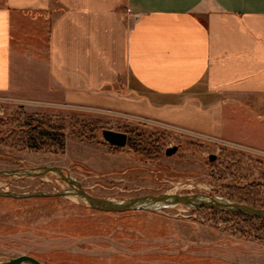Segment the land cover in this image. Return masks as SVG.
Listing matches in <instances>:
<instances>
[{
    "label": "rangeland",
    "instance_id": "obj_1",
    "mask_svg": "<svg viewBox=\"0 0 264 264\" xmlns=\"http://www.w3.org/2000/svg\"><path fill=\"white\" fill-rule=\"evenodd\" d=\"M0 111V170L61 166L90 194L115 201L167 192L264 207V153L225 138L106 108L0 96ZM36 120L62 128L65 147L21 128ZM103 129L126 132L127 145L109 143ZM30 137L41 150L22 143ZM70 188L55 172L0 177V190ZM23 254L42 264H264V219L183 204L110 212L75 195L0 196V262Z\"/></svg>",
    "mask_w": 264,
    "mask_h": 264
},
{
    "label": "crops",
    "instance_id": "obj_2",
    "mask_svg": "<svg viewBox=\"0 0 264 264\" xmlns=\"http://www.w3.org/2000/svg\"><path fill=\"white\" fill-rule=\"evenodd\" d=\"M0 96L264 153V0H0Z\"/></svg>",
    "mask_w": 264,
    "mask_h": 264
},
{
    "label": "water",
    "instance_id": "obj_3",
    "mask_svg": "<svg viewBox=\"0 0 264 264\" xmlns=\"http://www.w3.org/2000/svg\"><path fill=\"white\" fill-rule=\"evenodd\" d=\"M102 134L104 139L113 145L124 147L128 143V134L126 132L116 131L113 129H103ZM176 150L177 146L169 147L167 148L166 153L170 155ZM209 158L210 160H215L216 155L211 154ZM48 172L57 173L61 178L67 181L72 186V188L59 192H16L11 190H0V196L26 198L32 196L75 195L86 201L93 208L110 212H122L130 210L156 208L159 206H174L183 204L194 208L210 207L224 211L239 212L248 216L264 218V207H257L248 203H243L234 200H225L223 198L208 196L206 194H178L166 192L156 195L146 194L123 201L99 198L87 192L78 180L73 178L69 173H65L63 167L56 165L32 167L29 169H2L0 170V177L8 175L38 176ZM22 262L42 264V262L38 258L27 254L10 258L7 261L0 262V264H21Z\"/></svg>",
    "mask_w": 264,
    "mask_h": 264
},
{
    "label": "trees",
    "instance_id": "obj_4",
    "mask_svg": "<svg viewBox=\"0 0 264 264\" xmlns=\"http://www.w3.org/2000/svg\"><path fill=\"white\" fill-rule=\"evenodd\" d=\"M23 130L25 128H28L29 131H37V134L40 135V139H44V137H49V139L53 140L54 142H57L61 148H64L65 147V141L63 140V135H64V131L63 129H57V128H53L51 127L48 123H45L43 121H39V120H36L35 123H32V122H28V125L27 126H22L21 127ZM39 130V131H38ZM24 143V145L26 144L27 147H30L31 150L33 151H39L41 150L42 146L39 145L38 143H41V142H38V139H36L35 137H30L28 138V142H22ZM232 213H237L239 215H242L246 218H250V217H253V216H248V215H245L243 213H239V212H232ZM254 218H259V217H254ZM259 219H264V218H259Z\"/></svg>",
    "mask_w": 264,
    "mask_h": 264
}]
</instances>
